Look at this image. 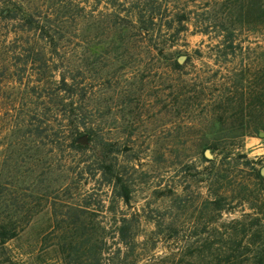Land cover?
Returning a JSON list of instances; mask_svg holds the SVG:
<instances>
[{"label": "rangeland", "instance_id": "374dc122", "mask_svg": "<svg viewBox=\"0 0 264 264\" xmlns=\"http://www.w3.org/2000/svg\"><path fill=\"white\" fill-rule=\"evenodd\" d=\"M232 2L0 0V221L18 230L0 241V264H65L54 203L59 218L87 205L110 251L123 249L112 264H225L211 252L244 227L250 238L234 247L252 264L264 131L242 136L239 121L242 93L264 86V26L243 25ZM248 117L264 121V110ZM221 151L231 156L219 165ZM105 165L129 186L128 204ZM217 192L222 211L207 204ZM123 218L140 242L127 257Z\"/></svg>", "mask_w": 264, "mask_h": 264}, {"label": "trees", "instance_id": "16d2710c", "mask_svg": "<svg viewBox=\"0 0 264 264\" xmlns=\"http://www.w3.org/2000/svg\"><path fill=\"white\" fill-rule=\"evenodd\" d=\"M235 3V13L241 20L243 25L250 27L260 24L264 26V0H235V2H232L231 4ZM155 18V13L150 12L147 16V21H145L154 23ZM223 30L225 32V35L224 39H222V43L226 44L227 40H232V37L234 36V29L224 27ZM231 46L233 45L231 44L230 47ZM240 107L242 109L243 107L245 109L249 108L250 115L251 113L253 115V112L256 110L261 114L264 110V86L255 94L251 93V91L243 92L241 96ZM248 114L242 116L239 121L241 128L243 129L242 136L254 134H257L259 136L260 132L264 131V121L259 119L250 120ZM63 120H65V118ZM221 123V119H218L216 121V124L220 125ZM72 143L75 144L76 140L73 139ZM208 147L211 148L213 152L219 149L216 143H212ZM220 154L221 160L219 162V165L223 164V162H225V160H227V158L231 156L230 154H226L224 151H221ZM205 160L210 162L212 166H216L217 164V159H210L205 156ZM112 167V165H105V167L103 166L102 168L107 169L106 171L103 170V173L111 174V176L109 177L110 183L118 185L119 182H121L118 196L126 204H128L131 199L129 186L123 183L121 178H113L114 169ZM220 174L221 173H218L216 175V180L218 181L222 178ZM258 177L263 179L260 171L258 173ZM223 199H225L224 196L217 192L212 200H207V204H212L217 209L222 211ZM86 206L87 205L72 203L65 214L63 213V217L59 218L57 211L60 210V208L56 207L54 203V232H56L55 245L63 253L65 264H112L115 258L119 257L121 252H123V249L119 246L115 251H110L107 237L104 235V233L99 232V229L104 230V226H102L101 222H96L95 220L89 219L87 216H85L86 213H88ZM60 213L62 214V211H60ZM251 215L253 214H246V216ZM261 221L262 218L256 215L252 218V224L261 223ZM235 223H242L244 226L246 225L244 221L239 219L233 220L230 224ZM156 225L158 228L162 226L161 223H158ZM132 228V219L123 218L121 224L117 229L118 243L126 248V252L124 251L125 257H127V253L129 251L133 252L135 248L140 244V242L138 241V234L132 232ZM241 233V235L238 234V232L229 233L227 239L233 246L229 247L228 249H219L212 251L211 254L214 256V258H218L219 260L224 261L225 264H246V261L251 260L249 257H246L247 251H238V247H234V244L236 243L240 248L241 243L247 238H250V235L247 233L245 227L242 229ZM17 234V227L10 226L8 223H5V221H0V241L2 243L15 237ZM252 236H257L259 238L263 237V241L261 242L260 246L256 247V249L254 250V258L252 264H264V235L260 236L252 234ZM193 254H195L194 256L198 259H204L206 257L205 249H198L197 253Z\"/></svg>", "mask_w": 264, "mask_h": 264}, {"label": "water", "instance_id": "95a60500", "mask_svg": "<svg viewBox=\"0 0 264 264\" xmlns=\"http://www.w3.org/2000/svg\"><path fill=\"white\" fill-rule=\"evenodd\" d=\"M185 59V56H180V58H179V61H183ZM261 135H262V133H261ZM82 143H87V136L86 135H83L82 137H81V140H80ZM206 156L207 157H209V158H212V153L209 151V150H206ZM261 173L262 174H264V167L262 168V170H261Z\"/></svg>", "mask_w": 264, "mask_h": 264}]
</instances>
